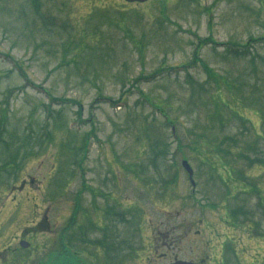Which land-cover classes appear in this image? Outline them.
<instances>
[{"label": "rangeland", "instance_id": "374dc122", "mask_svg": "<svg viewBox=\"0 0 264 264\" xmlns=\"http://www.w3.org/2000/svg\"><path fill=\"white\" fill-rule=\"evenodd\" d=\"M176 260L264 264V0H0V264Z\"/></svg>", "mask_w": 264, "mask_h": 264}, {"label": "water", "instance_id": "95a60500", "mask_svg": "<svg viewBox=\"0 0 264 264\" xmlns=\"http://www.w3.org/2000/svg\"><path fill=\"white\" fill-rule=\"evenodd\" d=\"M127 3H147L149 0H125ZM183 166H185L186 170L189 172L190 174V178H192V171L190 170V168H188V164L186 162L183 163ZM21 247L24 249H28L30 247V245L28 243H21ZM173 264H192V263H187V262H176Z\"/></svg>", "mask_w": 264, "mask_h": 264}, {"label": "flooded vegetation", "instance_id": "af4514ba", "mask_svg": "<svg viewBox=\"0 0 264 264\" xmlns=\"http://www.w3.org/2000/svg\"><path fill=\"white\" fill-rule=\"evenodd\" d=\"M226 171V170H225ZM177 261V260H176ZM191 262V261H190ZM193 264H208V262L206 260H201V261H196V262H191ZM220 264H224V262L220 263Z\"/></svg>", "mask_w": 264, "mask_h": 264}, {"label": "trees", "instance_id": "16d2710c", "mask_svg": "<svg viewBox=\"0 0 264 264\" xmlns=\"http://www.w3.org/2000/svg\"><path fill=\"white\" fill-rule=\"evenodd\" d=\"M230 170H232V171H233V169H231V168H230L229 170H227V172L229 173V172H230ZM230 213H233V212H230Z\"/></svg>", "mask_w": 264, "mask_h": 264}]
</instances>
